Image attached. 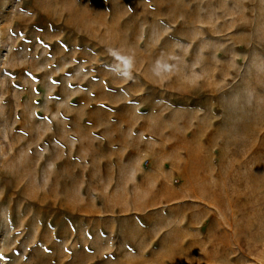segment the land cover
Here are the masks:
<instances>
[{
    "label": "rangeland",
    "instance_id": "374dc122",
    "mask_svg": "<svg viewBox=\"0 0 264 264\" xmlns=\"http://www.w3.org/2000/svg\"><path fill=\"white\" fill-rule=\"evenodd\" d=\"M0 264H264V0H0Z\"/></svg>",
    "mask_w": 264,
    "mask_h": 264
},
{
    "label": "crops",
    "instance_id": "0c3cea01",
    "mask_svg": "<svg viewBox=\"0 0 264 264\" xmlns=\"http://www.w3.org/2000/svg\"><path fill=\"white\" fill-rule=\"evenodd\" d=\"M171 195H177V193H174V192H173V194H171Z\"/></svg>",
    "mask_w": 264,
    "mask_h": 264
}]
</instances>
